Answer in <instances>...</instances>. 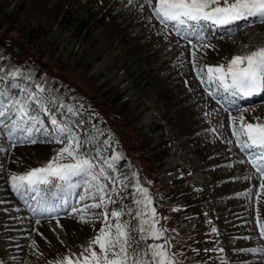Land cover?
I'll return each instance as SVG.
<instances>
[{
    "label": "rangeland",
    "instance_id": "rangeland-1",
    "mask_svg": "<svg viewBox=\"0 0 264 264\" xmlns=\"http://www.w3.org/2000/svg\"><path fill=\"white\" fill-rule=\"evenodd\" d=\"M56 1L50 0L51 3ZM62 1L75 4L79 15L89 8L96 15L108 10L104 20L101 17L93 24L97 29L93 37L85 40L75 29L60 27L30 5L28 8L34 11L25 13V17L45 31L36 42L40 52L46 53L42 66L55 67L56 71L63 67V71L53 73L66 83H76L83 96L89 94L95 99L108 94L107 104L113 97L120 98L119 105H110V109L122 115L119 119L122 123H117L116 127L117 140L121 137L123 148L128 150L117 155H127L130 162L138 165L131 167L127 182L136 183L138 179L139 186L147 188L152 198L151 207L156 209L155 219L159 221L156 227H164L163 218L167 214H181L177 230L186 233L187 239L192 235L197 240L200 234L201 243L208 237L213 240L210 248L216 246V252L211 251L206 257L201 248H196L202 254L193 264H264V237L257 235L258 219L264 222V188L260 187L264 176L256 172L250 155L243 154L232 135L233 122L239 127L241 118L244 123L264 124V99L256 105L239 107L229 96L218 98L223 94L221 88L202 84L197 76V71L205 66L223 64L227 67L234 56L248 55L264 47V17L255 16L261 19L248 22L249 25L240 30L210 37L207 43L200 42L206 36L200 41L186 38L183 43L181 35L176 38L166 30L169 22L161 23L145 0ZM15 2L17 0H0V5L10 13ZM107 21L108 25L103 26ZM187 25L172 23L170 27L191 37L193 33L184 31ZM18 72L14 62L0 60V78L11 79ZM35 94L42 95L37 90ZM225 104L232 108L226 109ZM65 106L69 105L62 97H57L52 109L47 106L48 117L54 116L58 121L64 118L68 113ZM42 114L43 111L39 113L40 119L46 122V115ZM177 114H190L189 118L196 124L193 134L181 133ZM48 133L56 137V133ZM94 134L87 135L80 152L96 155L101 146ZM33 138L36 139L33 145L45 140L35 131L29 137ZM7 142L5 148L0 147L6 149L0 151V264H57L68 257L76 260L82 253L87 255L85 249L104 228L102 214L109 213L111 205L107 211V204L93 212L89 209L84 219L79 210L86 204L100 202L98 198L95 201L90 198V193L96 191L93 185L97 183L106 186V199L114 200L109 194L116 192L118 186L114 188L109 182L111 176L101 177L99 181L74 178L64 192L56 191L57 186L42 184L35 188L41 193L33 189L18 194L11 186V176L45 166L65 143L55 141L53 146L41 144L33 149H12L13 144L8 139ZM134 142L140 143L139 154L133 151ZM16 145L15 142L14 147ZM142 146H149L154 155L161 153L160 162L150 165L151 159ZM59 162L74 161L65 156ZM97 165L99 168V162ZM155 168L157 172L153 174ZM145 176H151L153 181H147ZM166 185L172 199L168 208L167 203L161 202ZM204 189L206 199L190 212L187 201L180 204L182 199L186 200V194L195 193L196 198H201ZM81 196L86 199L82 201ZM111 222L109 219L108 223ZM129 227L143 235L138 231L139 222ZM166 228V237L159 244L173 239L174 228ZM256 249L261 252H255Z\"/></svg>",
    "mask_w": 264,
    "mask_h": 264
},
{
    "label": "snow or ice",
    "instance_id": "snow-or-ice-1",
    "mask_svg": "<svg viewBox=\"0 0 264 264\" xmlns=\"http://www.w3.org/2000/svg\"><path fill=\"white\" fill-rule=\"evenodd\" d=\"M145 2L152 9L153 15L165 24L173 22L175 25H186L189 21L228 24L249 16L264 17V0H223V6H221V0H145ZM177 34H180L179 30ZM192 56L195 66V52ZM197 76L202 84H215L225 92L231 91L233 95L251 96L264 90V47L248 55L234 56L227 67L223 64L205 66L197 71ZM40 91L42 92L43 89ZM33 102L41 111H48L45 102L34 93L29 94L27 102L14 100L8 103L0 102V135H3L6 130L7 139L13 146L21 136L31 137L37 125L43 124L39 114H33L34 110L31 107ZM65 107L68 113L78 114L72 106ZM9 119L10 124L6 122ZM51 125L57 133V142L65 143V146L45 166L33 168L23 175L11 176V186L18 194L22 191L33 190L38 185L52 184L54 180L70 183L74 178H90V181H99L101 177L108 178L106 169L116 170L115 161L121 158L119 155L105 158L100 156V149L96 150V155L82 153L80 148L83 143L78 136L73 134L67 123L60 122L53 116ZM232 135L242 150H259L250 154L249 159L256 172L264 176V124L244 123L241 118L239 127L233 122ZM60 137L65 139L61 140ZM29 142H35V140L31 139ZM0 151H6V149L0 148ZM65 156L71 157L74 162L60 163V159ZM97 160L100 163L99 168ZM133 175L136 174L133 173ZM136 183L137 193L141 197L135 200L140 208L137 214L140 223L138 231L143 233L140 241L160 240L168 229L156 227L159 221L155 219L156 209L151 207L152 198L147 188L139 186L138 179ZM93 186L96 191L90 193V198L94 201L98 198L100 202L86 204L80 209L82 219L88 215L89 209H101L107 203L112 202L110 199H105L106 186L104 184L97 183ZM260 187L264 188V181H261ZM113 191H115L114 188ZM80 199L83 201L86 197L81 196ZM123 214V211L104 212L102 214L104 228L85 249L87 255L82 253L76 260L68 257L64 261H58L57 264H181L178 259L179 254L171 251L169 240H166L164 244H146L145 247L140 248L139 243L134 242L130 235L133 229H130L129 224L119 222ZM109 215L117 219L115 224L108 223ZM145 216L148 218L145 219ZM258 224L260 235L264 237V222L258 219ZM213 231L216 230L213 229Z\"/></svg>",
    "mask_w": 264,
    "mask_h": 264
},
{
    "label": "trees",
    "instance_id": "trees-1",
    "mask_svg": "<svg viewBox=\"0 0 264 264\" xmlns=\"http://www.w3.org/2000/svg\"><path fill=\"white\" fill-rule=\"evenodd\" d=\"M32 5V8L37 7L41 15L48 16L52 18L57 24L65 29L73 28L77 31L81 37L86 39H91L93 34L97 29L94 28L93 24L99 22L101 17L104 20L106 16L107 8L99 12L98 15L92 13L91 8L87 9L82 15H79L78 8L75 4L68 3L65 4L62 0L51 3L50 0H17L13 5V10L8 13L0 5V60L6 62L11 60L19 68V74L14 78H0V102L8 103L11 100L22 102H27L30 93H34L40 88L45 89L47 94L44 95L45 105L53 106V103L57 97H62L65 102L75 108L78 114L73 115L72 113H67L66 121L73 134L78 136L81 140L89 132L96 130L98 138V143H100V152L105 158H109L117 155L119 152L128 150V148H123L122 139L118 138V132L116 131L117 123H122L121 114L110 109V105H119L121 102L119 97H113L109 99L111 103L107 104L108 94H103L102 98L91 97L89 94L83 96L78 90V85L75 83H66L59 76H56L53 72L63 71L64 68H59L57 71L55 67L45 68L43 62L46 61V53L40 52L39 46L36 42L39 41L40 37L45 33L44 28L36 24L32 25V22L29 21V18L25 17V13H30L34 11L32 8H28ZM96 10V9H95ZM97 11V10H96ZM109 21H107L103 26H107ZM112 28V27H111ZM107 32H110L107 30ZM45 71H48L45 73ZM58 74H64L59 72ZM84 88V87H82ZM93 93V92H92ZM94 94V93H93ZM44 101V100H43ZM31 107L34 111L39 114L41 110L35 105V102L32 103ZM33 111V113H34ZM49 113V112H48ZM43 112L42 115L46 122H44L40 129L42 134L45 136L48 135L51 126L48 125V114ZM188 113V112H187ZM179 122L178 128L181 130V133L193 134L196 124H194L193 119L189 118L190 114H177ZM183 116V117H182ZM182 117V118H181ZM184 120V121H183ZM53 132L56 133L55 129ZM135 133V131H133ZM57 135V133H56ZM56 138H53V135L47 140V142H52ZM61 140H64V137H60ZM139 142L133 143V151L136 154H139L138 146ZM144 147L145 154L148 159H151L149 163L152 165L156 161L162 159V154L157 153L153 154L149 146ZM32 149V148H31ZM161 154V155H160ZM160 155V156H159ZM121 158L115 161V171H111L114 184H120L121 192L120 194V204L133 207L135 205V200L140 199L139 194L136 190V183L134 181H128V176L130 175L131 167L134 169L138 165L134 164L133 161L127 158L126 156H120ZM157 169H152V173L155 174ZM147 181H153L151 176H145ZM123 182V183H121ZM162 193L164 197L161 199V202L167 203V208L172 205V199L170 198L171 190L168 186H163ZM201 198H196L195 193L186 194L184 196L186 200H181L182 202L187 201V206L196 208L200 203H202L206 197V193L201 194ZM162 204V203H160ZM160 207V210H162ZM126 211V210H125ZM123 211V215L119 218L123 220L124 218L130 219V223L136 220L137 216L132 214L130 211ZM165 214V212H163ZM111 218H115L112 217ZM146 219V216H145ZM164 228L167 226L173 227V239L171 242V251L178 253V259L181 264H188L192 261V258L184 253L186 247L187 234L177 231V226L179 225V217L167 214L163 218ZM162 224V225H163ZM136 237V242L140 246L145 247L146 241H140L138 235ZM201 235L197 234V240H192V245L195 248H201V251H204L205 254L199 252V254L208 256V253L215 252L216 246L211 250L210 246L213 243L209 237L206 238L204 243H201ZM165 239L163 237L160 240L148 239L149 244L161 243ZM191 239V238H190ZM201 240V242L199 241Z\"/></svg>",
    "mask_w": 264,
    "mask_h": 264
},
{
    "label": "bare ground",
    "instance_id": "bare-ground-1",
    "mask_svg": "<svg viewBox=\"0 0 264 264\" xmlns=\"http://www.w3.org/2000/svg\"><path fill=\"white\" fill-rule=\"evenodd\" d=\"M237 20H234L232 22L229 23V26L230 27H237V29L239 28H242V26H244V24H247V23H243V22H236ZM169 24V23H168ZM244 28V27H243ZM167 29V28H166ZM180 36V34H178ZM181 37V36H180ZM182 38V37H181ZM181 40V39H180ZM182 42V41H181ZM179 47V46H178ZM257 235H260V231L258 230V233ZM261 236V235H260ZM262 242H263V245H264V238H262ZM264 249V248H263ZM256 252V251H255ZM261 252V251H260ZM259 252V253H260ZM258 253V254H259Z\"/></svg>",
    "mask_w": 264,
    "mask_h": 264
}]
</instances>
